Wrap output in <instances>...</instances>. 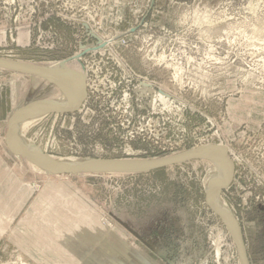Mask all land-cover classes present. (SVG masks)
I'll return each mask as SVG.
<instances>
[{
  "label": "rangeland",
  "instance_id": "1",
  "mask_svg": "<svg viewBox=\"0 0 264 264\" xmlns=\"http://www.w3.org/2000/svg\"><path fill=\"white\" fill-rule=\"evenodd\" d=\"M0 58L65 64L84 79L76 111L22 132L53 160L226 147L233 176L222 196L248 263L264 264V0H0ZM59 95L0 66V264H241L206 203L216 171L205 159L59 175L12 154L13 115Z\"/></svg>",
  "mask_w": 264,
  "mask_h": 264
},
{
  "label": "bare ground",
  "instance_id": "2",
  "mask_svg": "<svg viewBox=\"0 0 264 264\" xmlns=\"http://www.w3.org/2000/svg\"><path fill=\"white\" fill-rule=\"evenodd\" d=\"M0 66L6 68L8 67L7 65L1 63ZM14 69H17L21 72H25L27 74L39 78H43L51 83H54L59 88L60 95L54 99H48L42 101L39 104L37 103L30 105L29 107L25 108L22 112L18 113L14 121V127L12 132L13 149L25 150L32 156L47 163L49 167L54 168L56 170H63V171L80 170L93 166H99L102 164H108L109 162H105V161L102 162L100 160H91V159L80 160L74 158H66V159H59L58 161L53 160L50 157L42 154V152L38 148H36L33 144H31L22 136V132L38 119L44 118L45 116L52 113L57 114V112L53 110V107L62 110H72L77 108L79 102L84 97L83 96V90L85 89L84 79L81 76L70 72L65 64L63 65L61 64V66L60 64H58L53 68H47V69L45 68V70L34 69V67L30 65H25V67H21V68L16 67ZM223 150H227V148L224 147L223 145L206 146L202 148H197L196 150H191L190 152L184 153L182 155H178L170 159H178L190 155H201V154L208 155L205 158V160L212 163L216 173L209 180L207 179L208 180L207 183L205 181L204 186L206 188L205 190L206 194L210 197V202L216 211L225 214L229 218L235 219L234 214L232 213L227 202L224 200L222 193H216L221 185L230 183L233 176V162L230 160V158H228V161H226V157ZM154 160H160V159H154ZM29 162L37 171L48 172L53 174V171L39 164L38 162L32 160H29ZM113 164H116L117 166L105 171H99L97 173L147 172L156 167L154 163L153 164L147 162L141 163L139 161H133V160L118 161V163H113ZM223 222L227 226L231 236L235 241V244L239 250L240 261L242 264L241 248H240L237 229L235 225L228 222L227 220H223Z\"/></svg>",
  "mask_w": 264,
  "mask_h": 264
},
{
  "label": "water",
  "instance_id": "3",
  "mask_svg": "<svg viewBox=\"0 0 264 264\" xmlns=\"http://www.w3.org/2000/svg\"><path fill=\"white\" fill-rule=\"evenodd\" d=\"M0 63L1 64H5L8 67H14V68H16V67H19V68L25 67V65H23V64L15 63V62L8 61V60L2 59V58H0ZM34 69L43 70V69L37 68V67H34ZM83 96L84 97L82 98V100L79 102V105L75 109L62 110V109H58V108H54L53 107V110L56 111L57 113L74 112L82 105V103H83V101L85 99V96H86V91L85 90H83ZM39 103H41V102H39ZM23 110L24 109L18 110L13 115V117L10 119L9 125H8V133H7V136H6V144H7L8 148H9V150L11 151V153L14 154L15 156H21V157L27 158L29 160L38 162L39 164H41V165L47 167L48 169H50L51 171H53V173L59 174V175L60 174H74V175H77V174L97 173L99 171H105V170L112 169V168L117 166L116 164H113V163H118V161L117 162H109L110 164L109 163L108 164H102V165H99V166H93V167L84 168V169H80V170H71V171L56 170L54 168L49 167V165L47 163H45V162L41 161L40 159L32 156L31 154H29L25 150L13 149V147H12V132H13V127H14V121H15V118L17 117L18 113L22 112ZM223 152L225 154L226 161H228L229 157H228L227 150H223ZM207 156L208 155L201 154V155H190V156L183 157V158H178V159L147 160V161H139V162H141V163H144V162L146 163L147 162V163H151V164L154 163L156 165V167L154 169H157V168H162V167H166V166H171V165L185 163V162H188V161H191V160L205 159ZM228 186H229V183L221 185L218 188L216 193H222L223 190L228 188ZM206 203L212 209V211L216 215H218L221 219L227 220L228 222H230L233 225H235V227L237 229L238 237H239V242H240L242 264H249L248 263V258H247V251H246V246H245L243 233H242V230H241V227H240L238 221L236 219H234V218L227 217L225 214H223L221 212L216 211L215 208L212 206V204L210 202V197L208 195H207V198H206Z\"/></svg>",
  "mask_w": 264,
  "mask_h": 264
}]
</instances>
